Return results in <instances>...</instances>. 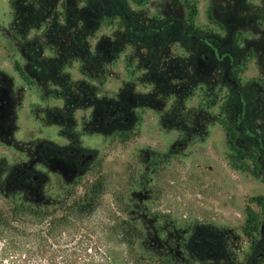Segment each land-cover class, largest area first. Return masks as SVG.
Listing matches in <instances>:
<instances>
[{
  "label": "rangeland",
  "instance_id": "374dc122",
  "mask_svg": "<svg viewBox=\"0 0 264 264\" xmlns=\"http://www.w3.org/2000/svg\"><path fill=\"white\" fill-rule=\"evenodd\" d=\"M251 2L0 0V75L15 96L0 156L41 139L95 154L79 175L49 173L37 202L0 176V211L61 217L94 200L78 234L101 237L117 264H248L264 222V18L236 24ZM109 102L127 127L100 122ZM199 233L217 243L189 245Z\"/></svg>",
  "mask_w": 264,
  "mask_h": 264
},
{
  "label": "flooded vegetation",
  "instance_id": "af4514ba",
  "mask_svg": "<svg viewBox=\"0 0 264 264\" xmlns=\"http://www.w3.org/2000/svg\"><path fill=\"white\" fill-rule=\"evenodd\" d=\"M233 1L235 2V0ZM251 1L253 3L252 12L249 13L247 12L248 10L241 11V9H238L237 13L239 17L236 22L237 25L244 26L245 21L258 22V16L264 18V0ZM254 3L257 4L255 5ZM228 7L226 6V10L223 9V11L227 12L229 10ZM126 18H129V16L126 15ZM159 31L161 32L162 29ZM185 34H189V32L185 31ZM202 41L205 45L211 46L215 56L217 55L214 58L215 61H213L215 64L218 65L219 62L225 61L226 58L218 56L219 51H216L218 50L217 46H213L209 39L202 38ZM201 58L206 61L210 60V56L208 55L197 57L195 68H197V63H199ZM44 68L48 69V66L45 65ZM204 69H207V67H204ZM227 70L225 69L224 77L231 81L234 86L238 87L236 80L228 75ZM14 106L15 96L12 92L10 82L0 75V140L4 145L7 144L6 141L13 133ZM97 113L101 114L99 120L105 123V128H108L112 124L118 127H127L130 122V117L124 112V106H116L111 104V102L108 104L102 103L100 106H97ZM236 126L239 127V122L236 123ZM35 145L36 149L32 154L31 145L28 142L22 150L23 154H21L23 156H18L15 160L7 162V158L4 155L0 156V176L5 177L6 189L10 192L21 194L25 192L29 193L30 196L34 197L33 201L35 202L40 200L41 193L45 192L49 173L56 174L58 177L65 176L66 178H70L82 173L95 159V154L92 151L80 146L73 147L72 144L58 147L41 139L36 141ZM31 156H33L32 159ZM5 161L6 163H4ZM260 234L262 236L261 245L254 250L249 258L248 264H259L264 259V231L262 232V226ZM200 241L201 244H199ZM216 243V239L209 238V235L199 233L196 238L191 240L189 245H199L204 248Z\"/></svg>",
  "mask_w": 264,
  "mask_h": 264
},
{
  "label": "trees",
  "instance_id": "16d2710c",
  "mask_svg": "<svg viewBox=\"0 0 264 264\" xmlns=\"http://www.w3.org/2000/svg\"><path fill=\"white\" fill-rule=\"evenodd\" d=\"M209 66V60L201 58L196 72ZM91 201L61 217H56L55 211L25 206L0 211V264H117L101 237L78 234L82 229L79 217L95 210ZM109 229L102 226L100 232ZM119 241L132 244L127 237Z\"/></svg>",
  "mask_w": 264,
  "mask_h": 264
},
{
  "label": "water",
  "instance_id": "95a60500",
  "mask_svg": "<svg viewBox=\"0 0 264 264\" xmlns=\"http://www.w3.org/2000/svg\"><path fill=\"white\" fill-rule=\"evenodd\" d=\"M264 231V223H263V225H262V232Z\"/></svg>",
  "mask_w": 264,
  "mask_h": 264
}]
</instances>
